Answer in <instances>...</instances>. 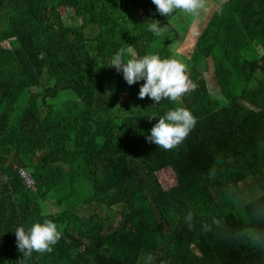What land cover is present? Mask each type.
I'll return each mask as SVG.
<instances>
[{
    "label": "trees",
    "instance_id": "obj_1",
    "mask_svg": "<svg viewBox=\"0 0 264 264\" xmlns=\"http://www.w3.org/2000/svg\"><path fill=\"white\" fill-rule=\"evenodd\" d=\"M206 9L167 17L152 0H0V264H141L149 252L169 264H264L202 231L213 216L241 224L230 185L264 187V0H216L199 40L187 35ZM122 47L185 59L192 90L180 102L140 99L144 81L130 86L111 67ZM177 106L197 124L165 151L146 137ZM45 219L61 239L24 257L16 228Z\"/></svg>",
    "mask_w": 264,
    "mask_h": 264
},
{
    "label": "clouds",
    "instance_id": "obj_2",
    "mask_svg": "<svg viewBox=\"0 0 264 264\" xmlns=\"http://www.w3.org/2000/svg\"><path fill=\"white\" fill-rule=\"evenodd\" d=\"M152 3L162 16L170 17L177 10L196 16L205 8L206 0H152ZM148 30L160 36L165 29L161 27L159 21L153 20L148 25ZM111 67L117 72L122 71L124 80L130 86L144 81L140 86L139 98L147 97L154 103H159L162 99L180 102L193 87L187 75L186 63L176 58H162L158 53L149 52L140 56L122 47L112 57ZM196 124L197 118L188 108L177 106L158 118V122L150 129V135L146 139L165 151H171L183 144ZM24 174L25 181L35 182L31 174L28 172ZM211 175L215 177V169L212 170ZM228 195L238 208L243 209L241 224L233 227L224 219L213 216L211 223L202 224V231L243 245L260 254L261 259L264 260V187L247 184L230 185ZM184 222L189 230L193 229L191 211L187 212ZM15 236L18 250L24 257H30L33 252L40 254L52 252L53 246L61 239L62 232L58 230L54 221L45 219L42 223H33L27 230L20 225L15 230ZM141 264H169V262L157 253L149 252L142 255Z\"/></svg>",
    "mask_w": 264,
    "mask_h": 264
},
{
    "label": "rangeland",
    "instance_id": "obj_3",
    "mask_svg": "<svg viewBox=\"0 0 264 264\" xmlns=\"http://www.w3.org/2000/svg\"><path fill=\"white\" fill-rule=\"evenodd\" d=\"M206 6H207L206 12L199 19H197V20L194 19V21L192 23L193 24L192 29L187 34V35H190V34L195 35V37L198 38V40H199V35L202 32V30L204 29L207 21H210V19L214 18V13H215V10H216V0H206ZM181 12H183V11H181ZM61 13H62V17L63 18H69L70 17V11L67 10V9H65V8H62L61 9ZM186 40H187V37H186ZM186 40L183 41L182 38H181L177 42H181V43L185 44ZM5 46L10 47L9 42H6L5 43ZM186 54L187 55L193 54V49L191 47L186 48ZM178 55H180V54H178ZM252 55L253 54H252L251 49H248V51H247V57H252ZM177 59L180 60V61H182V62H184V63H186L185 59H181V58H178V57H177ZM186 59H187V56H186ZM208 59H209L208 60L209 64L212 65V59L211 58H208ZM197 61H198V63L200 65H203V62L201 60L198 59ZM189 68L190 67L188 66V69ZM204 75L210 81H213L214 80V74H213V72H211V71L204 72ZM212 91H216V90H212Z\"/></svg>",
    "mask_w": 264,
    "mask_h": 264
}]
</instances>
